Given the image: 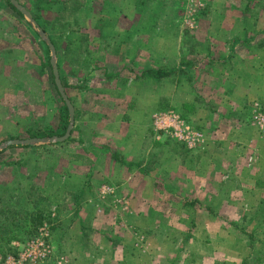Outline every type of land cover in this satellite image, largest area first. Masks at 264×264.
<instances>
[{
	"label": "rangeland",
	"instance_id": "1",
	"mask_svg": "<svg viewBox=\"0 0 264 264\" xmlns=\"http://www.w3.org/2000/svg\"><path fill=\"white\" fill-rule=\"evenodd\" d=\"M18 1L59 46L76 121L68 144L0 150V264H20L44 228L51 253L23 264H264V0ZM32 28L0 0V39L19 38L29 59L26 85L14 76L3 86L19 124L2 122L0 147L56 128L60 111L67 118ZM161 68L176 73L142 77ZM235 89L250 105L242 121ZM119 122L130 125L117 128L127 149L96 140ZM186 127L205 145L180 142ZM114 153L136 170L117 187L132 206L100 201L96 216L99 182L85 184L76 167L100 158L109 168Z\"/></svg>",
	"mask_w": 264,
	"mask_h": 264
},
{
	"label": "crops",
	"instance_id": "2",
	"mask_svg": "<svg viewBox=\"0 0 264 264\" xmlns=\"http://www.w3.org/2000/svg\"><path fill=\"white\" fill-rule=\"evenodd\" d=\"M32 18H33V16H32ZM36 23H37V21H36ZM31 26H32V24H31ZM38 26L40 27L39 24H38ZM31 32H32L31 33L32 34V39L30 41H31L32 44H35L36 43L35 40H37V39H34V36H35V33H37V32L35 31L34 28H32ZM39 40L41 42H43V44L47 48V50L51 52V50H50L49 46L47 45V43L40 36H39ZM21 42L22 41H20L19 38L16 39V40H11L9 38L0 39V103H1L0 104V110H1V112H3L2 115L0 114V125L2 124V122L4 120H6L8 124L13 125L16 129L18 127L19 121H14L13 120V116H11L10 113L8 112V111L11 110L10 107L9 106L6 107V103H8L9 101H12L13 99L6 94V93H9L8 87H6V86L3 87V86L6 85V84H4L5 82H7L8 84H12L13 83L12 79H14V76L17 78V80L19 82H21V84L26 85V83H27V78H26L27 75H25V73H26V70L29 68V59L26 58V53H24L25 50H23L22 53L18 52L19 51L18 47H21V46H18V45H20ZM51 42H52V40H51ZM52 44L54 45V42H52ZM54 47H55V50H56L55 61L57 63L58 70H59V75H60L61 66L57 62V58H58L57 51L58 50L56 48V45H54ZM41 57H42V55H41ZM50 57H51V59H50L49 65H50V68H51L52 75L54 77L53 80H54L55 88H56V90L59 93V90H58L56 82H55L54 72H53L52 53H50ZM250 59H252V58H250ZM251 61L253 62V59ZM21 79H26V83L24 81H22ZM21 87L23 89L24 86H21ZM248 87H250V86H246L245 89L248 88ZM64 88H65L66 94L68 95L67 89H66L65 86H64ZM248 89H250V88H248ZM241 91H242V89H241ZM241 91H236V89H235V93H238V97L235 98V99L233 98V100L231 99V102L232 101H237L238 102V103L234 104V108L237 111V115L236 116L240 117L239 120L242 121L243 117L245 116L244 112H242V111L246 110L247 108H250V105L247 106V100H245V101L243 100V97H242L243 92H241ZM247 91H249V90H247ZM31 93H33V91H31ZM3 95H5V98L3 97ZM68 97H69V95H68ZM29 98H30L31 102H32V99H34V98H31V97H29ZM61 99L64 102L62 96H61ZM26 100L29 101L28 97L26 98ZM75 110H76V108L74 107V111ZM60 114H62L61 111H60ZM60 114L58 115V125L54 129L51 128V130L58 131V133L60 132V130H59L60 129V125H61L60 122L62 121L60 119ZM62 119H63V121L65 120V118H63V117H62ZM175 119L177 120V117ZM176 120H174V121H173V119L170 120V122L172 121L173 125H171V127H169V128L173 127L174 130H179V129H181V127L182 128L184 127L183 125H181L182 123H179V122H177L178 120L177 121ZM75 121H76V111H75ZM75 121H74V126H73V129H72L71 136L65 142H62V143L61 142H59V143L55 142V143H49V144L35 145V146H38V147L30 146L29 149L30 150H34V151H39V150L43 149L45 151V148H47L48 146H51L53 144H57V145L68 144L69 141L71 140L70 138L72 137V134H73V130H74V127H75ZM69 124H70V115H69L68 126H69ZM162 124H163L162 121L158 123V127L157 128L159 129V131L162 130V128H163ZM125 125L126 126H130L129 124H127V123L125 124L123 122L114 123L113 124L114 127L111 130H109L105 136L101 132V133L98 134L99 136L96 137V140H101V138L106 139V137L109 138V140H111V138H113V141H111V142L115 145L114 146L115 148L117 147V142H119V144L121 145V143H120L121 140H122V142L127 140L126 141L127 143H123V148L127 149L128 146H129L128 138H123V139L119 140V136L120 135L121 136H125V135L122 134V133L120 134V132L117 130V128L118 129L124 128ZM242 125H243V123L241 122L240 123V127H242ZM68 126H67V129H68ZM18 129L19 130L18 131L16 130L17 131L16 133L17 134H21V131H20L21 128H18ZM67 129L63 133L61 132L59 135L46 137L44 139H50V138H54V137H58V138L64 137L66 132H67ZM140 129H141V127L139 128V130ZM98 130L100 131L99 127L96 128V130H95L96 133H98ZM45 131H48V129H46L44 131H38L37 133H32V131L26 130L25 133H28L29 135H31V134L42 133V132H45ZM120 131L123 132L122 129ZM184 132H187L186 134H183L185 137L183 135H179V139L178 140L180 142L185 141L191 148H195L196 143H198V146L202 144L201 145V147H202V146L205 145V142H207L205 140V136L203 134H201V133L200 134H195L194 132L190 131L189 127H186ZM16 136H18V135H16ZM143 136H144V134H143ZM27 139H34V138H30L28 136V138H25V139H21V138L18 137V138L12 139V140H27ZM37 139H41V138H37ZM238 142L242 146H243V143H245L244 140L238 141ZM17 147H20V146H15L14 149H23V148H17ZM96 147L99 148L98 145H96ZM38 148H41V149H38ZM8 150H11V149H8ZM100 160L101 159L99 158V162L97 164L96 163H94V164L92 163V166H90L89 169L86 168L83 165L76 167V173H78V174L83 176L82 179L85 180V184H87V183L96 184V182L97 183L99 182L98 186H97L98 192H97V194H95V196H94L95 198H93V199H91L89 201L90 204L95 206V210H96L95 215L96 216H100V213H102V211H100V209H99L100 208L99 207L100 201L106 203V201H108L110 199H115L114 200L115 201L114 205H116V206L118 205V207L120 206L122 210H124V209L125 210H129V208H131V206H132V203L126 196L122 195L121 193L123 192V190H127L125 188L130 187V182L133 179L132 175H133V173L136 172V170H132V168L128 167V166H131V164H130L131 161H129L128 156L126 155V153H125V155L123 157H117L116 153H114L112 155H109V156H106V162L105 163L109 164V166H110L109 168L111 169L110 170L107 166L103 167L102 166L103 164L101 166H99L98 164H100V162H102ZM133 162H135V161H133ZM210 163L211 162L209 160V162H208V167L210 166L209 172L211 171ZM120 165H123V166L119 167ZM95 166H96V168H95ZM134 168L136 169L137 167H134ZM93 169H94V172H93ZM113 169H114V176H116V177L118 176L119 172L122 173V178L117 179V180L115 179V182L113 181V178L110 177L112 175V170ZM91 175H93V178H94L93 180L92 179L91 180L88 179L89 176H90V178L92 177ZM117 187L121 188L120 189V192H121L120 195H119V191H118ZM136 203L139 204V202H137V201L135 202V204ZM140 203H141V201H140ZM102 206H104L103 203H102ZM132 215H134V211H132ZM48 236H49V233H48Z\"/></svg>",
	"mask_w": 264,
	"mask_h": 264
},
{
	"label": "water",
	"instance_id": "3",
	"mask_svg": "<svg viewBox=\"0 0 264 264\" xmlns=\"http://www.w3.org/2000/svg\"><path fill=\"white\" fill-rule=\"evenodd\" d=\"M12 5L20 12L22 13V15H24L32 24L33 28L35 29V31L38 33V35L47 43V45L49 46L51 53H52V65H53V72H54V76H55V82L57 85V88L59 90L60 95L62 96L68 111H69V115H70V124L68 126L67 132L65 134L64 137L58 138V137H54V138H50V139H27V140H9L7 142H5L1 147L0 150L9 148L11 146H35V145H41V144H49V143H55V142H65L72 133V129L74 126V121H75V111H74V107L68 97V95L65 92V88L62 84V81L60 79V75H59V70H58V66L57 63L55 61L56 58V50L54 45L52 44L50 38L46 35V33L38 26V24L36 23V21L32 18V16L28 13V11L19 3L18 0H9Z\"/></svg>",
	"mask_w": 264,
	"mask_h": 264
},
{
	"label": "trees",
	"instance_id": "4",
	"mask_svg": "<svg viewBox=\"0 0 264 264\" xmlns=\"http://www.w3.org/2000/svg\"><path fill=\"white\" fill-rule=\"evenodd\" d=\"M8 5L10 6V8H12L15 12L18 13L19 16H23L22 13H20L13 5L12 3L9 1V0H5ZM40 0H38L39 2ZM54 45H56V48L58 50L59 46L57 45V43H54ZM176 73V71H169L167 72L166 69H158V70H148L146 72H144L142 74V77L144 76V78H153V79H164L166 77H169V76H172ZM58 92V91H57ZM59 94V93H58ZM60 96V94H59ZM65 112H66V115H67V118H65V120L63 121L62 119V115H60V119L62 120L60 122V132L58 133V131H54V130H48V131H45V132H42V133H38V134H31L29 135L30 138H46V137H51V136H54V135H59L61 132L63 133L64 131H66L67 129V126H68V121H69V111H68V108L65 106ZM15 146H11L9 147L8 149H14ZM17 148H23V149H29L30 146H20V147H17ZM44 148V147H43ZM37 206V204H35Z\"/></svg>",
	"mask_w": 264,
	"mask_h": 264
},
{
	"label": "built area",
	"instance_id": "5",
	"mask_svg": "<svg viewBox=\"0 0 264 264\" xmlns=\"http://www.w3.org/2000/svg\"><path fill=\"white\" fill-rule=\"evenodd\" d=\"M47 237H48L47 229L44 228L43 231L41 232L42 240H38L36 242H33L32 245L27 246V249L23 251V253L21 254L20 264H23L24 262H28L29 260L37 261V260L46 259L47 256L51 253L50 246L48 245L47 241H45ZM18 263H14V264H18Z\"/></svg>",
	"mask_w": 264,
	"mask_h": 264
}]
</instances>
